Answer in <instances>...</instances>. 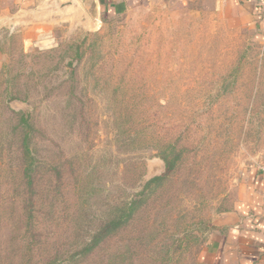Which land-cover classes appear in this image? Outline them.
Returning a JSON list of instances; mask_svg holds the SVG:
<instances>
[{"label": "rangeland", "instance_id": "rangeland-1", "mask_svg": "<svg viewBox=\"0 0 264 264\" xmlns=\"http://www.w3.org/2000/svg\"><path fill=\"white\" fill-rule=\"evenodd\" d=\"M17 20L1 37L0 264H201L241 174L264 164L254 22L195 0L101 20L90 2L41 0ZM170 151L176 169L113 228Z\"/></svg>", "mask_w": 264, "mask_h": 264}, {"label": "crops", "instance_id": "crops-1", "mask_svg": "<svg viewBox=\"0 0 264 264\" xmlns=\"http://www.w3.org/2000/svg\"><path fill=\"white\" fill-rule=\"evenodd\" d=\"M40 1L0 0V64L7 59L2 32L17 25L20 11ZM142 1L151 0H80L82 4L90 2L100 20L104 14H118ZM195 1L213 6V11L247 16L254 22L257 36L264 40V0ZM201 264H264V164L241 174L234 206L215 219L202 247Z\"/></svg>", "mask_w": 264, "mask_h": 264}, {"label": "trees", "instance_id": "trees-1", "mask_svg": "<svg viewBox=\"0 0 264 264\" xmlns=\"http://www.w3.org/2000/svg\"><path fill=\"white\" fill-rule=\"evenodd\" d=\"M25 147V154L27 155L29 153V145H27V143H25L24 145ZM160 158L163 160L164 162V171L162 174L154 176L152 178H150L144 185L143 190H141V192L138 193L139 198H131L129 200H126L123 203L122 209H121V214L119 217V219H114L112 220V225L113 228L119 229L122 226H124L125 224H127L132 216L144 205V203L146 202V192L147 190L152 187V185L158 183L161 184L170 173H172L178 163L179 160L181 159V152H174V151H170L168 154L166 153H162L160 154ZM33 161H27L24 167V177L27 179L26 181V185H27V189L29 191H34V177L32 176V171H33ZM32 198V196L30 197V199ZM33 205V203L28 205V210H29V217H32V208H30ZM27 207V205H26Z\"/></svg>", "mask_w": 264, "mask_h": 264}, {"label": "water", "instance_id": "water-1", "mask_svg": "<svg viewBox=\"0 0 264 264\" xmlns=\"http://www.w3.org/2000/svg\"><path fill=\"white\" fill-rule=\"evenodd\" d=\"M71 4H72V2H71Z\"/></svg>", "mask_w": 264, "mask_h": 264}]
</instances>
